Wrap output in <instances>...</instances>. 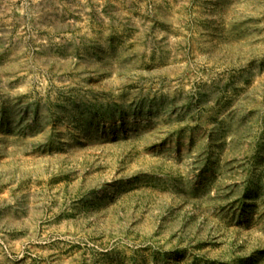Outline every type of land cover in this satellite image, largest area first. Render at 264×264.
<instances>
[{
    "label": "rangeland",
    "instance_id": "1",
    "mask_svg": "<svg viewBox=\"0 0 264 264\" xmlns=\"http://www.w3.org/2000/svg\"><path fill=\"white\" fill-rule=\"evenodd\" d=\"M0 264H264V0H0Z\"/></svg>",
    "mask_w": 264,
    "mask_h": 264
}]
</instances>
